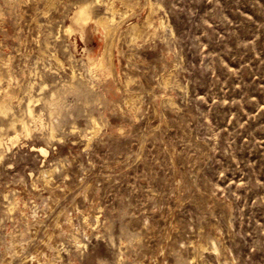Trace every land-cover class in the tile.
<instances>
[{
	"label": "rangeland",
	"instance_id": "1",
	"mask_svg": "<svg viewBox=\"0 0 264 264\" xmlns=\"http://www.w3.org/2000/svg\"><path fill=\"white\" fill-rule=\"evenodd\" d=\"M45 1L0 0V264H264V0H115L114 76Z\"/></svg>",
	"mask_w": 264,
	"mask_h": 264
},
{
	"label": "bare ground",
	"instance_id": "2",
	"mask_svg": "<svg viewBox=\"0 0 264 264\" xmlns=\"http://www.w3.org/2000/svg\"><path fill=\"white\" fill-rule=\"evenodd\" d=\"M48 1L52 2V4H53V0H48ZM121 1H122L123 5L126 8H132L133 7V5L131 3V0H121ZM74 3H76V2H74ZM94 3L105 5L106 6V13L101 14V15H97L96 17H94V14H93V4ZM148 6H149V10H148L149 13L147 14L146 21H148V24L151 25V23H152L151 22V18L153 16V10H154L152 1H150V0L148 1ZM71 7L72 6H70L69 8H71ZM74 7H75V5H74ZM118 13L123 15L122 19L123 18L125 19L127 17V11H123L122 12L121 9L118 8L115 5V0H107V1L106 0H91V1H85V2L78 3L77 7H76V10L74 11L73 14H71L72 15V17H71L72 24L66 27V32L68 34H71L72 32L78 31L80 33L81 37L85 38L84 35H85V32H86V28L90 24V22H92V21L96 23V26L98 25L104 31V36H105L104 37L105 38L104 49L102 50V53H101V55L98 58H96V57L93 58L90 55L87 57L88 58V62H87L86 66H87L88 70L91 71L94 68H99L104 74L107 73V74H110L112 76L115 75V68H116V62H115L116 35L118 33V28H119L118 26L121 23L120 21L118 22L117 19H116V15ZM68 18H70V17H68ZM142 24H144V23H142ZM165 24H166V22H164V21L161 22V25H162L163 28H165V26H166ZM154 26L156 27V25H154ZM127 34L130 35L132 39H139V38H141L144 35V28L142 27V25L140 23L133 22V23H131L130 27L128 28ZM54 57H55V60L58 62V64L62 65L61 59L58 56H56V55ZM71 77H72L71 81L76 79V73H75L74 70H72V76ZM127 80L128 81L126 83H127V85H129L131 79H127ZM169 80H170V78H169ZM165 83H167V82H165ZM7 90H6V92H7ZM4 93H5V91H4ZM9 93H11V92H9ZM127 98H128V95H127ZM128 99H130V98H128ZM128 99H126V100H128ZM132 100H134V99H132ZM132 100H129V102L132 101ZM170 101L171 102H169V103L175 104L173 100H170ZM31 103H32V101H29L27 111H28V115H29V118L31 119V121L36 123L38 121V118L34 114V111H33L32 107H31ZM62 103L63 102H61V100H59L58 97L52 96L49 100L46 101V108L48 107L49 111L54 114V112H56V111L61 109ZM126 103H127V101H126ZM10 104L11 103H10V100L8 98H0V113H6L11 108ZM128 108H130V107H128ZM135 109H137V108H135ZM92 124L93 125H92L91 128L93 129L92 133H93V136H94V135L98 134V131L100 130V128H99V125H98V123H97V121L95 119H92ZM12 126H14V123L12 124ZM23 131H25L26 133H29V128H28V126L26 125L25 122H23ZM48 134H49V137L51 139L56 138L55 126L52 125V127L49 130ZM17 137H18V135H15L13 137L10 136L7 139L9 140V142L10 141L13 142L15 140V138H17ZM91 139L92 138H88V140H87L88 144H89ZM3 140H5V139L0 138V147L3 145ZM5 148L8 149V147H5ZM0 150H1V148H0ZM40 151L43 154H46V150L45 149H40ZM0 154H3V152L0 153ZM0 159H2V158L0 157ZM53 172H54V170H44V171L41 172L40 177L42 178L44 183L49 184L50 179H51V177L53 175ZM15 202H16V200H15ZM15 202L11 203L10 210L14 209V207L16 205ZM50 238H49V240H50ZM199 246L200 245H198V249H200ZM199 252H200V250H199ZM199 252H197V253H199ZM58 254H60V253L58 252ZM44 261H45V259H44Z\"/></svg>",
	"mask_w": 264,
	"mask_h": 264
}]
</instances>
